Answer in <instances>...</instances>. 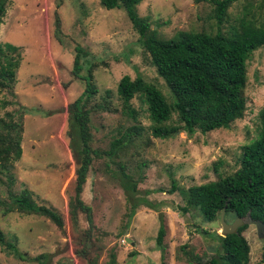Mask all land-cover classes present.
Instances as JSON below:
<instances>
[{"label": "rangeland", "instance_id": "rangeland-1", "mask_svg": "<svg viewBox=\"0 0 264 264\" xmlns=\"http://www.w3.org/2000/svg\"><path fill=\"white\" fill-rule=\"evenodd\" d=\"M55 2L4 0L0 46L17 48L19 64L13 88L0 90V116L4 112L21 115V155L12 165L11 182L0 174V230L23 259L0 246V264H37L33 258L40 254L46 255L44 264H87L89 260L108 264L110 254L117 264H158L154 238L160 215L169 231L165 264H191L189 255H212L217 248L214 233L220 232L219 220L204 222L195 211L181 214L182 191L234 172L241 147L255 139L257 114L264 106V46L246 61L245 111L228 129L195 132L192 136L178 130L167 138H154L146 105L137 96L130 101L136 113L135 124L143 131L135 148L120 159L135 181L134 190L125 192L115 179L119 159L102 155L109 142L133 124L120 112L117 82L122 76L134 79L138 75L166 100L168 89L140 47L138 35L122 9L106 10L99 0H61L59 7ZM136 12L161 40L178 32L226 33L242 17L264 27L262 0L232 3L220 27L210 17L207 0H141ZM76 45L89 53L96 89L87 108L90 146L100 155L92 159L79 195L91 210L89 231L82 213L71 224L67 210L73 195L75 162L65 134L66 107L84 88L83 81L71 74ZM80 75H85L84 69ZM165 125H177L174 114ZM171 181L175 187L172 191ZM23 189L30 192L37 205L60 215L61 229L43 217L4 211L8 196ZM232 220L230 214L223 218L226 223ZM202 230L207 234H199ZM241 235L249 247L247 264H259L264 237H257L252 225H247Z\"/></svg>", "mask_w": 264, "mask_h": 264}, {"label": "trees", "instance_id": "trees-1", "mask_svg": "<svg viewBox=\"0 0 264 264\" xmlns=\"http://www.w3.org/2000/svg\"><path fill=\"white\" fill-rule=\"evenodd\" d=\"M141 0H99L106 10L122 9L133 31L138 35V43L147 54L157 76L163 81L169 92L166 100L152 84L146 83L140 76L130 79L122 76L116 85V95L120 112L133 121V124L119 132V136L109 142L108 149L102 153L108 159H119L116 163V180L125 192L133 191L134 180L127 172V166L121 163L130 148L142 135V127L136 121V113L130 105L135 97H140L146 105L148 117L153 125L150 134L154 138L164 139L180 130L187 136L195 132L207 133L219 129H228L230 124L243 117L246 99V61L251 53L264 46V27L255 26L251 20L242 17L226 33L216 30L213 34L205 32H178L168 40L156 37V31L150 29L148 21L138 16L136 6ZM237 0H207L211 5V19L220 27L226 18L227 9ZM264 2V0H262ZM61 0L55 2L59 7ZM5 12L4 0H0V20ZM54 36L58 35V22L54 21ZM60 41V39L58 38ZM89 53L80 46L74 47L71 74L83 81V91L66 107V135L75 162L73 195L67 203L68 218L76 223L78 213H82L87 222V230L92 229L91 210L80 200L82 185L92 159L99 153L90 146V111L88 103L96 94L92 83L93 64L87 59ZM19 64L17 48L10 44L0 46V90L13 88L15 71ZM84 69L85 75L80 72ZM108 95V92H105ZM174 114L177 125L165 123ZM258 130L254 140L241 147L238 168L229 175L218 177L182 191L184 204L181 214L195 211L204 222H218L220 211L223 218L230 214L232 219L244 218L264 224V106L258 111ZM21 115L4 112L0 116V174L11 182L12 165L21 155ZM148 142H145V145ZM68 147V148H69ZM145 147V146H144ZM171 181V189H174ZM5 212L32 214L47 219L56 228H62V219L53 209L37 205L29 191L23 189L17 195H9ZM129 203V202H128ZM0 205L2 202L0 201ZM132 208V205H130ZM129 210V207H128ZM247 225L237 228L234 234L220 237L215 234L217 248L212 255H189L191 264H247L249 247L241 233ZM168 225L164 216L158 217L154 244L159 252V263L165 264L168 256L166 240ZM201 235L207 232L202 230ZM0 246L15 258L22 260L15 245L6 241L0 230ZM184 246H181V250ZM46 255L34 257L37 264H44ZM87 264H95L88 261ZM108 264H117L113 254ZM259 264H264V247L261 250Z\"/></svg>", "mask_w": 264, "mask_h": 264}, {"label": "water", "instance_id": "water-1", "mask_svg": "<svg viewBox=\"0 0 264 264\" xmlns=\"http://www.w3.org/2000/svg\"><path fill=\"white\" fill-rule=\"evenodd\" d=\"M223 214L224 210L222 209L219 213V236L224 237L229 234H234L237 228L245 225H252L254 226L255 233L257 237L263 238L264 237V224L260 221L252 220L248 215L244 218L236 217L230 223H226L223 221Z\"/></svg>", "mask_w": 264, "mask_h": 264}]
</instances>
